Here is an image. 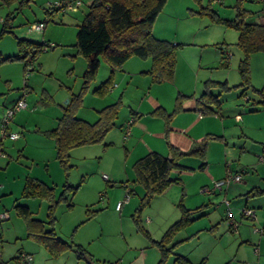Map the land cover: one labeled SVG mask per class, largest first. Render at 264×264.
<instances>
[{"label":"rangeland","instance_id":"374dc122","mask_svg":"<svg viewBox=\"0 0 264 264\" xmlns=\"http://www.w3.org/2000/svg\"><path fill=\"white\" fill-rule=\"evenodd\" d=\"M53 1L20 0L9 7L0 5V16L4 17L8 9L14 8L11 21L25 28L29 21L47 19L45 7ZM237 1L167 0L152 33L170 42L176 40L180 45L176 47L173 80L160 85L152 82L147 72L151 67L150 57L131 56L111 71L110 65L99 56L95 78L83 86L86 58L75 44L78 24L87 9L85 4L77 11H57L50 15L45 37L52 34V42L47 38L39 41L43 45L32 58V51L18 49L13 33H5L0 38L1 56H20L0 62V118L3 109L26 92V107L16 112L10 123L12 131L19 132L20 137L14 140L0 137V211L9 214L0 221L1 253L2 247L5 251L14 249L15 253L35 243L27 236L25 220L17 214L16 204L27 206L33 218H49L48 201L20 195L25 177L36 175L54 188L56 197L66 182L73 187L79 185L66 201L54 206L55 218L51 225L59 237L85 244L84 253L97 264L120 262L123 254L128 258L136 255V251L128 249V244L144 246L146 262L156 263L160 252L150 243L154 238L150 236L149 240L147 235L136 231L131 216L143 193L135 188L140 185L131 181L133 156L125 161L128 155L123 138L127 136L122 124L129 119L131 110L144 113L150 108L145 101L148 91L171 105L178 92L200 95L207 88L214 94L219 93L220 104L212 106L218 117L209 121L206 161L190 154L180 157L185 170H172L170 177L178 180L172 183L170 193L165 197L163 193L156 194L145 205L143 225L148 229L144 216L147 212L154 216L160 213L151 227V231L160 234L154 240L160 239L177 221L172 213L180 212L178 204L182 202L191 210L192 220L170 233L166 246L172 253H168L164 264H181L175 259L177 254L187 258L186 264H264V162L259 160L264 154V104L258 93V89H264V51L250 55V85L241 84L237 66L242 52L235 45L238 31L211 22L208 15L197 14L201 5L209 2V7L221 17L232 18ZM241 1L254 14L264 15V0ZM256 14L253 17L258 19ZM29 36L33 41L34 32ZM29 60L33 68L26 70ZM110 75L112 88L99 93L98 88ZM214 81L226 82L229 88L221 90L210 84ZM113 102L118 104L114 126L101 141L73 147L69 151L71 166L65 170L56 159L53 138L43 131L53 128L66 110L75 117L94 122L100 115L99 110ZM143 120L147 124L150 120L161 122L146 115ZM204 161L208 172L200 169ZM227 168L240 172L241 181L230 182L221 192L202 191L204 185L212 184L210 174L223 177ZM126 181L134 191L130 192V200L117 210L115 202L123 198ZM245 183L247 188L241 189ZM224 198L229 200V205ZM242 207L253 209L254 217L242 216ZM228 212L237 222L236 231L226 223ZM149 219L147 216L146 220ZM159 221L162 224H157ZM46 226L49 225L46 223ZM14 262L6 258L4 264ZM64 264L74 262L64 261Z\"/></svg>","mask_w":264,"mask_h":264},{"label":"trees","instance_id":"16d2710c","mask_svg":"<svg viewBox=\"0 0 264 264\" xmlns=\"http://www.w3.org/2000/svg\"><path fill=\"white\" fill-rule=\"evenodd\" d=\"M16 1L20 0H0V5H7L9 7ZM166 2L167 0H83L81 6L85 4L87 9L78 24L75 44L78 52L86 58L83 86L88 85L95 78L100 65L99 56H102L110 65L111 71L120 67L131 56L141 58L150 57L151 67L147 72L150 74L151 80L154 82L173 80L176 65V47L180 43L173 44L166 39L155 37L152 33L153 24ZM209 2L206 6L201 5V9L197 11V14L208 15L211 22L224 24L238 31V38L235 45L241 50L242 57L239 60L237 69L241 77L240 83L248 86L250 85L249 57L253 52L264 51V22L260 21L259 18V16H262L255 13L258 15V19L256 16L254 18V11L243 7L242 1L238 0L235 15L232 18H223L209 7ZM45 8L47 20L54 12L62 11L59 7L47 6ZM12 10L3 17L0 38L5 33L11 31V20L15 13L14 8ZM33 22L37 21L30 22L29 26ZM16 44L20 51H32L31 58L34 57L43 45L42 43L25 38H16ZM17 57L20 56H1L0 53V62ZM210 84L219 86L221 90L229 88L228 84L222 81H214L210 82ZM112 86V75H110L98 88V92L100 93L109 88L111 89ZM258 93L260 95V102L264 104V89H258ZM218 96L219 93L214 94L205 88L199 95V99L203 101L204 109L214 111L212 106L220 104ZM183 97L185 95L181 93L177 94L175 106L171 111H166L163 107H158L152 111L153 114L165 119V133L168 130V121L181 108V100ZM117 113L118 104L116 102L101 108L99 110L100 115L94 122H87L75 117L70 110H66L57 119V123L53 128L43 131L45 135L52 137L54 140L55 156L59 164L67 170L71 166L69 164V151L73 147L101 141L114 126ZM13 118L10 120V123ZM1 119L2 117L0 118V122ZM10 123L8 125L9 130H11ZM2 139L4 138L1 137ZM169 150L170 157L157 151H148L132 163L134 173L133 182L143 186L144 194L131 216L137 228L136 231H140L148 237L149 233L144 227L141 217L142 210L146 207L145 205L150 203L152 197L162 193L172 182L178 180L177 178L170 177L173 169L185 168V166L179 163L178 159L185 154H196L204 159L206 144L202 142V144L190 152H181L171 145H169ZM203 165L204 162L201 164V167ZM125 184L123 183L124 187H126ZM126 185L129 187L128 183ZM78 186L73 187L66 182L63 185V190L56 197L54 188L51 185L33 176L25 177L20 195L22 197L40 198L48 201L47 216L49 218H47L48 221L33 218L30 209L20 204L15 205L17 214L25 220L27 236L43 244L53 256L61 254L73 247H76L75 250L80 257L84 252L79 245L75 246L72 240L67 241L59 237L51 225L55 218L54 206L62 201H66L68 195H72ZM131 191L132 189L129 187V192ZM67 205L71 206L69 203ZM178 207L181 212L179 219L170 226L169 230L160 239H152V242L160 251V258L157 264H164L168 253H172L166 246V241L169 239L170 233L178 228L181 229L192 220L191 210L189 208H186L182 202H179ZM46 223L49 226H46ZM21 253L20 251L17 254V258L20 257ZM175 259L181 264L189 262L185 256L180 254H177ZM2 262L4 263V261Z\"/></svg>","mask_w":264,"mask_h":264},{"label":"crops","instance_id":"0c3cea01","mask_svg":"<svg viewBox=\"0 0 264 264\" xmlns=\"http://www.w3.org/2000/svg\"><path fill=\"white\" fill-rule=\"evenodd\" d=\"M9 11H13V10L8 9L6 11L5 15ZM261 16L262 17H261L260 21L264 22V19H262V18H264V15H261ZM2 20H3V17L0 16V26H1ZM40 20H44V21L46 20L45 26L41 32H36L34 30L29 29V23L32 22V21H29V22H27L28 27H25V28L17 27V25H14V23L12 22L11 31L7 32V33H13V35L16 38H25V39L31 40V38H29L30 37L29 35H30V33L34 32V37H33L34 42L42 41V40H44V38H47L48 41L52 42V38H50L52 36V34L49 33L48 36L45 37L46 30H47V19L46 18L36 19V21H40ZM21 29H24L22 31V33H18V31ZM152 31H154V27L152 28ZM172 43L176 44V43H178V41L173 40ZM152 82H154V81H152ZM156 83H158V85L161 84V82H156ZM162 83H164V82H162ZM178 93H180V92H178ZM177 94L174 96V100L172 101V104L168 105L167 103L162 102L158 96L151 93V91H148V94H147L145 101L150 106V108L147 111H144V113H141L139 110H136V111L131 110L129 119L130 118L132 119V122L130 125V126L133 125L132 133H130L129 136L123 138L124 142H125L123 147H124V149L128 155V158L126 157L125 161H127V159H129V157L133 156L132 157L133 161H130L133 163L137 158L144 155L148 151H157V152H159L165 156H168V154H170L169 145L175 147L177 150H180L181 152H190L192 149H194L195 147L202 144V142H205L206 152H207V142H208L207 138H208V134H210V131H209V123L210 122L209 121L211 119H215L216 117H218V114L215 113L214 111H210V110L207 111L206 109H204L203 103H202L203 101H201V99H199V95H195V94L185 95V94L181 93V94L185 95V97H183L181 100V108L178 111H176L173 114V116L170 118V120L168 121L167 133H165V119L163 117H160V116L152 113V111L158 107H163L166 111H171L175 106V99H176ZM14 102H15V100L13 102H11L9 105L13 104ZM213 110H215V109L213 108ZM212 112H213V116L210 115V113H212ZM145 115L151 117L152 119H154V118L160 119L161 122L159 123L155 120H150L149 124H147L146 121L143 120ZM129 119H127V121ZM122 125H125V124H122ZM130 131H131V128H130ZM12 140H14V139H12ZM162 142H163V144H162ZM194 145H195V147H194ZM0 155H1V153H0ZM185 155H187V154H185ZM190 155L198 156L196 154H190ZM205 157H206V153H205ZM179 159H178V161H179ZM205 161H204V165L202 167H201V164L203 162L200 164V169H204L206 172H208L209 169H208V167H206ZM179 163L181 164V162H179ZM181 165H183V164H181ZM183 166H185V165H183ZM181 169L185 170V168H176L173 170L182 171ZM209 176H210L211 180L218 179V178H215L212 174H210ZM35 177H36V175H35ZM219 178H221V177H219ZM133 179H134V176L131 179L132 182H133ZM126 180L128 181L127 178H126ZM172 183L162 192L163 194L161 193L162 195H164V197L168 193H170V191L173 187ZM137 185H138V183H137ZM205 186H207V185H204L203 187H205ZM135 188L137 190L140 189V190H138L140 192V194L141 193L144 194V188L142 185L135 186ZM242 188L243 189L247 188V184L246 183L243 184L241 189ZM132 190L134 191V189H132ZM183 193L184 192L182 191L181 195H184ZM129 200H130V198H129ZM175 212H176V210H175ZM152 214H154V213H152ZM152 214L147 212L144 215L145 216V225L148 228L147 230L150 231V232H148L149 233V237H148L149 240L151 239V237H153L154 239L155 238L157 239L160 235V234L158 235V233H154V231H151L152 230L151 227L156 223L157 217H159L160 213L155 214V216ZM180 215H181V212H179V211H177L176 213H174V211H173V213H172L174 220L175 219L178 220ZM147 216L150 217L149 220H146ZM141 217L143 219V212L141 213ZM142 223H143V220H142ZM157 224H162V223H161V221H159V222H157ZM31 241H33L35 243L30 244L29 248L26 247L27 250L18 249V251H15V253H13L14 249L5 251V248L2 247V253L1 254H2V259H3L4 263H5L6 258L14 259L15 262L11 263V264H18L19 262H17V261L27 262V261L22 260L21 257L17 258V254L20 251L21 252L26 251L27 254L32 255V260L30 262H27L30 264H64V261L65 262L68 261L69 263L71 261V262H74V264H82L83 262H85V260H83V258L80 257L78 252L75 250L76 247H73L71 249H67L66 251L62 252L61 254L53 256L48 252V250L43 246V244H41L37 241H34L33 239H31ZM150 243L151 244L153 243L152 240L150 241ZM74 244H75V246L79 245L80 248H82L84 251H86L85 244L80 243V241L79 242L75 241ZM144 244H146V243H144ZM144 248L145 247L142 245L136 247V246H130L128 244V249H132V251H136V253H135L136 255H133L132 257L128 258V257H125V255L123 254L122 258H120V262H117V263L109 262V264H149L146 262V259H145V256L147 255V253H146V250ZM159 258H160V255H159ZM17 259H19V260H17ZM157 262H158V260L156 261V263L151 262L150 264H157Z\"/></svg>","mask_w":264,"mask_h":264},{"label":"built area","instance_id":"2783aa9c","mask_svg":"<svg viewBox=\"0 0 264 264\" xmlns=\"http://www.w3.org/2000/svg\"><path fill=\"white\" fill-rule=\"evenodd\" d=\"M92 1V0H87ZM83 3V0H55L53 3H50L49 6L53 7H59L62 11H76L79 6ZM44 28V21H37L30 24L29 29L34 30L36 32H41ZM27 68L26 70L32 69V61L27 62ZM28 74V72H27ZM26 92H23V95L20 96L13 104L7 106L4 109L2 119L0 122V135L2 138L8 137L10 139H16L19 137L18 132H14L9 130L8 125L10 123V120L13 118L16 112L26 107ZM132 122V119L130 118L125 123V135L128 136L130 134V124ZM260 161L264 162V154L260 155L259 157ZM105 179H107L106 175H103ZM242 179V175L240 172L237 171H231L227 168L226 174L218 179H213L212 184L210 186H205L202 188V191L207 193H215V192H221L224 190L225 186H227L230 182H240ZM125 192L123 195V198L121 200H118L115 204V208L117 210H120L125 202L129 200L130 192L128 185L125 184ZM223 201L226 205H229V200L224 198ZM240 214L245 217H254V210L247 207H242L240 209ZM9 217V214L7 211H0V221L3 219H6ZM226 223L228 226L233 230L236 231L237 228V222L233 219V216L231 212H228ZM20 257L22 260L30 262L32 260V255L27 254L25 252H22ZM3 259L1 256V241H0V264H3Z\"/></svg>","mask_w":264,"mask_h":264},{"label":"water","instance_id":"95a60500","mask_svg":"<svg viewBox=\"0 0 264 264\" xmlns=\"http://www.w3.org/2000/svg\"><path fill=\"white\" fill-rule=\"evenodd\" d=\"M168 156L170 157V154H168ZM81 257L83 258V260H85V262L87 263V264H97L92 258H91V256L89 255V254H87V253H82V255H81Z\"/></svg>","mask_w":264,"mask_h":264}]
</instances>
